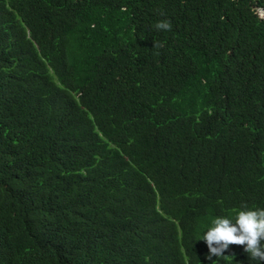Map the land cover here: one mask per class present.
<instances>
[{"label":"trees","instance_id":"1","mask_svg":"<svg viewBox=\"0 0 264 264\" xmlns=\"http://www.w3.org/2000/svg\"><path fill=\"white\" fill-rule=\"evenodd\" d=\"M245 205L264 0H0V264H258L202 239Z\"/></svg>","mask_w":264,"mask_h":264},{"label":"clouds","instance_id":"2","mask_svg":"<svg viewBox=\"0 0 264 264\" xmlns=\"http://www.w3.org/2000/svg\"><path fill=\"white\" fill-rule=\"evenodd\" d=\"M160 30H170V19L157 21ZM201 239V238H200ZM207 243L208 256L224 257V251L233 243L244 246L251 257L264 261V207L243 206L233 215H218L202 233Z\"/></svg>","mask_w":264,"mask_h":264},{"label":"rangeland","instance_id":"3","mask_svg":"<svg viewBox=\"0 0 264 264\" xmlns=\"http://www.w3.org/2000/svg\"><path fill=\"white\" fill-rule=\"evenodd\" d=\"M260 11V10H259ZM261 12V11H260ZM260 15H262V14H260Z\"/></svg>","mask_w":264,"mask_h":264}]
</instances>
